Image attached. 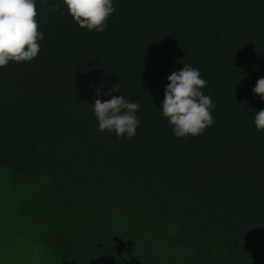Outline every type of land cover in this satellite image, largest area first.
Here are the masks:
<instances>
[{"label": "trees", "instance_id": "16d2710c", "mask_svg": "<svg viewBox=\"0 0 264 264\" xmlns=\"http://www.w3.org/2000/svg\"><path fill=\"white\" fill-rule=\"evenodd\" d=\"M48 4L37 57L0 68L4 235L43 264H264V0H113L104 32ZM183 65L214 124L177 138L161 109ZM118 95L134 137L98 129L94 100Z\"/></svg>", "mask_w": 264, "mask_h": 264}, {"label": "clouds", "instance_id": "9594fccd", "mask_svg": "<svg viewBox=\"0 0 264 264\" xmlns=\"http://www.w3.org/2000/svg\"><path fill=\"white\" fill-rule=\"evenodd\" d=\"M43 3L50 12L64 15L59 4H48V0ZM62 3L79 27L89 31L104 32L109 16L116 11L113 0H62ZM37 15L36 0H0V68L6 67L9 61L19 63L37 57L39 41L44 39ZM167 79L161 112L172 125L173 135L184 138L203 134L214 124L212 109L215 104L210 95L201 91L206 81L201 78L199 69L183 65ZM112 92H119V88L114 86L104 95ZM253 92L264 100V78L257 80ZM96 94L100 95V88L96 89ZM92 105L99 131H114L117 137L125 138L136 135L139 102H130L118 95L105 101L95 99ZM254 123L257 131H264V109L255 113Z\"/></svg>", "mask_w": 264, "mask_h": 264}, {"label": "rangeland", "instance_id": "374dc122", "mask_svg": "<svg viewBox=\"0 0 264 264\" xmlns=\"http://www.w3.org/2000/svg\"><path fill=\"white\" fill-rule=\"evenodd\" d=\"M12 190L9 181L0 177V264H43L37 250L23 240H12L3 233L6 227L2 221L7 218L6 212L10 209L8 202Z\"/></svg>", "mask_w": 264, "mask_h": 264}]
</instances>
